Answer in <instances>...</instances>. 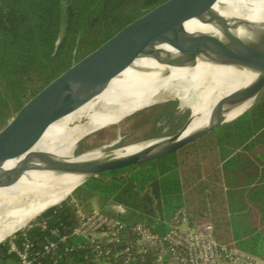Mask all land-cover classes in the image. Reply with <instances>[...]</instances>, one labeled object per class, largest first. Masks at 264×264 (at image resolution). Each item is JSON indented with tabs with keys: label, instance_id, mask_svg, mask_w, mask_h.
I'll list each match as a JSON object with an SVG mask.
<instances>
[{
	"label": "trees",
	"instance_id": "obj_1",
	"mask_svg": "<svg viewBox=\"0 0 264 264\" xmlns=\"http://www.w3.org/2000/svg\"><path fill=\"white\" fill-rule=\"evenodd\" d=\"M164 1L0 0V129L55 77ZM77 192L96 196L102 208L110 202L124 205L121 219L127 227L140 222L156 232L167 229L163 221L178 208L205 213L218 242L233 241L240 250L263 256L264 90L241 116L177 151L87 179L1 241L0 264H18L11 241L19 247L28 241L40 251L46 238L67 233L77 221L72 200ZM55 228L58 236L50 233ZM79 243L74 238L60 243L46 260L98 264ZM117 264H152V258Z\"/></svg>",
	"mask_w": 264,
	"mask_h": 264
},
{
	"label": "water",
	"instance_id": "obj_2",
	"mask_svg": "<svg viewBox=\"0 0 264 264\" xmlns=\"http://www.w3.org/2000/svg\"><path fill=\"white\" fill-rule=\"evenodd\" d=\"M215 2L216 0L164 1L126 24L98 48L71 65L28 99L0 129V188L9 186L20 173L30 169L53 175L81 176L77 185L79 186L102 172L175 152L215 128L235 120L248 110L264 90V36L252 33L237 17H227L213 10ZM204 14L208 15V21L217 23L228 42H223L212 34L178 32L177 27L185 21ZM237 29L246 32L239 34L236 32ZM171 32L176 35L177 42L187 43L192 49L168 60V66L193 61L200 54L208 56L215 54L223 63L237 66L254 76L217 101L210 109L205 125L186 134L184 132L189 124V116L180 127L169 134L147 137L108 149H89L72 153V157L77 159L87 153L99 152L100 156L96 158L71 161L53 152L29 150L50 125L91 101L106 89L117 74L132 65L148 47L168 37ZM56 103L59 105L58 109L50 114L48 111L52 110ZM244 103H248L245 110L233 118H226L229 112ZM92 133L80 137L75 146ZM138 144L144 145L127 154L117 153ZM23 154L22 161L16 166L3 168L8 160Z\"/></svg>",
	"mask_w": 264,
	"mask_h": 264
},
{
	"label": "bare ground",
	"instance_id": "obj_3",
	"mask_svg": "<svg viewBox=\"0 0 264 264\" xmlns=\"http://www.w3.org/2000/svg\"><path fill=\"white\" fill-rule=\"evenodd\" d=\"M212 9L227 17H237L252 33L264 36V0H216ZM207 19V14L190 18L177 30L184 34H212L228 42L217 23ZM236 32L244 34L246 31L237 29ZM177 41L176 35L171 32L168 37L148 47L132 65L117 74L104 91L50 125L29 150L53 152L71 161L99 157V152L87 153L77 159L72 157L75 142L90 127L119 122L124 115L137 109L187 92L183 102H194L196 97L205 93V89L209 92L208 103L203 113L192 121L191 128L187 129V126L186 134L206 124L212 106L226 96L235 83L243 79L248 82L254 76L237 66L223 63L215 54H200L193 61L168 66V60L192 49L191 45ZM157 69L160 71L154 73ZM213 84L217 86L212 88ZM122 105L121 109L114 111ZM58 107L56 103L48 112L52 114ZM247 107L248 103L240 105L226 118H233ZM142 145L117 153L127 154L142 148ZM23 157L24 154L8 160L3 168L16 166ZM80 179L78 175H53L30 169L20 173L9 186L0 188V242L24 228L40 212L65 200Z\"/></svg>",
	"mask_w": 264,
	"mask_h": 264
},
{
	"label": "built area",
	"instance_id": "obj_4",
	"mask_svg": "<svg viewBox=\"0 0 264 264\" xmlns=\"http://www.w3.org/2000/svg\"><path fill=\"white\" fill-rule=\"evenodd\" d=\"M126 212L124 205L114 202L105 208L78 210L71 229L61 235L56 228L51 229L58 239L46 238L40 251H33L28 241L20 247L11 241L9 250L18 264H49L46 257L52 258L60 243L74 238L80 241L77 246L89 248L98 264H117L121 259L124 263H141L150 257L152 264H264V255L240 250L233 241L218 242L205 213L197 215L178 208L168 221H163L167 229L156 232L140 222L127 227L121 219Z\"/></svg>",
	"mask_w": 264,
	"mask_h": 264
},
{
	"label": "rangeland",
	"instance_id": "obj_5",
	"mask_svg": "<svg viewBox=\"0 0 264 264\" xmlns=\"http://www.w3.org/2000/svg\"><path fill=\"white\" fill-rule=\"evenodd\" d=\"M158 71L160 70L157 69L153 72L155 73ZM243 80L235 83L230 88L229 93L241 86ZM215 86H217V84H213L212 88H215ZM204 91L205 93L196 97V101L194 102H183V98L188 94L187 92L185 94L171 96L137 109L130 114L124 115L119 122L114 123V121H112L104 125L92 126L81 136H85L92 132L94 133L82 139L77 146L74 147V151H82L86 149H108L157 134L165 135L180 127L186 121L188 116L190 119L187 129H190L192 121L203 113V110L208 103L209 92L205 89ZM122 107L123 105L115 108L114 111H117ZM72 200L77 203L78 210L82 212L102 208L96 196H92L88 199L83 196L82 193L77 192L72 195ZM13 234L9 237H12ZM222 264L232 263L223 262Z\"/></svg>",
	"mask_w": 264,
	"mask_h": 264
}]
</instances>
